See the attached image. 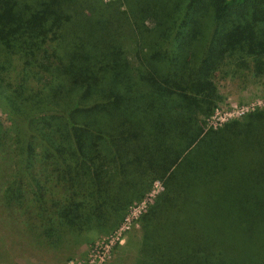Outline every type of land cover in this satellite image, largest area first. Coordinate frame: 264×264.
I'll use <instances>...</instances> for the list:
<instances>
[{"label": "trees", "instance_id": "trees-1", "mask_svg": "<svg viewBox=\"0 0 264 264\" xmlns=\"http://www.w3.org/2000/svg\"><path fill=\"white\" fill-rule=\"evenodd\" d=\"M223 71L264 75V0H0L1 207L56 247L157 181L134 264H264V106L206 127Z\"/></svg>", "mask_w": 264, "mask_h": 264}, {"label": "rangeland", "instance_id": "rangeland-1", "mask_svg": "<svg viewBox=\"0 0 264 264\" xmlns=\"http://www.w3.org/2000/svg\"><path fill=\"white\" fill-rule=\"evenodd\" d=\"M100 1L109 3L116 0ZM213 82L218 88L220 101L216 104L211 116L204 121L206 127L224 122L225 119L221 114H231L233 117L230 120L227 118L231 121L239 118L236 117V113L240 110L264 106V75L251 77L247 72H243L240 75L231 76L223 71L214 76ZM215 111L218 112L217 115ZM0 121L7 127L10 124L1 108ZM15 165L12 147H6L0 153L1 204L3 188L11 180L16 169ZM159 192L160 185H152L150 198ZM206 192L212 196L211 189ZM1 204L0 264H134L135 262V246L139 240L140 229L135 218L130 215L128 220L112 234H91L85 240L64 242L63 245L53 247L48 246L36 236L37 229L33 227L32 219H28L32 222V226L25 224V217L18 213L17 209H3ZM132 206L136 208L140 205L137 203ZM204 207L207 208L206 205ZM207 210L210 211L209 208ZM230 219L232 220L233 217ZM226 223L228 227L233 224L228 219ZM216 228L219 229V227Z\"/></svg>", "mask_w": 264, "mask_h": 264}, {"label": "built area", "instance_id": "built-area-1", "mask_svg": "<svg viewBox=\"0 0 264 264\" xmlns=\"http://www.w3.org/2000/svg\"><path fill=\"white\" fill-rule=\"evenodd\" d=\"M254 109V108H253ZM253 109H251V110H253ZM251 110H240V111H238L237 113H236V117H240V116H242L243 114H245V113H247V112H249V111H251ZM215 114L217 115L218 114V112L217 111H215ZM222 115V117H224V122H226V121H228V120H230L231 119V117H233L231 114H221ZM227 118H229L228 120H227ZM224 122H219V124H214V125H212V126H210V127H216V126H219L220 124H223ZM153 186H155V185H160L159 184V182H157V181H155V182H153V184H152ZM160 191H161V186H160ZM149 193H150V191H149ZM147 194L146 195V197L145 198H143L141 201H139V202H133L132 204H131V206L128 208V210H127V214H126V216H125V218H124V220H123V222L120 224V226L118 227V228H116V229H119L123 224H124V222H126L127 220H128V216L130 215V217H134L135 218V220H137V218L145 211V209H146V207H147V205L151 202V199L154 197H152V198H150L151 196H152V194ZM148 196V197H147ZM139 204L140 206L139 207H136V208H134L132 205H136V204ZM130 209H131V211H130ZM135 209H136V212H135ZM115 229V230H116ZM115 230L112 232V233H114L115 232ZM111 233V234H112ZM109 235V234H108Z\"/></svg>", "mask_w": 264, "mask_h": 264}]
</instances>
